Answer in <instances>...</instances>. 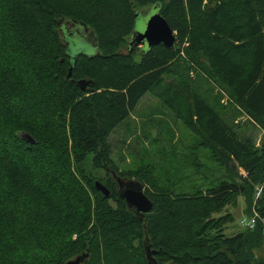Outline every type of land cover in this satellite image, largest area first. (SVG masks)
Listing matches in <instances>:
<instances>
[{
	"label": "trees",
	"instance_id": "obj_1",
	"mask_svg": "<svg viewBox=\"0 0 264 264\" xmlns=\"http://www.w3.org/2000/svg\"><path fill=\"white\" fill-rule=\"evenodd\" d=\"M146 6L172 47L128 48ZM77 25L94 55H68ZM146 95L220 178L176 191L114 162L110 137ZM113 175L142 184L149 213L127 208ZM238 196L264 216V0H0V264H147L146 246L156 264H264L259 221L223 234Z\"/></svg>",
	"mask_w": 264,
	"mask_h": 264
},
{
	"label": "rangeland",
	"instance_id": "obj_2",
	"mask_svg": "<svg viewBox=\"0 0 264 264\" xmlns=\"http://www.w3.org/2000/svg\"><path fill=\"white\" fill-rule=\"evenodd\" d=\"M154 8L155 6L137 8L132 35L144 31L148 19L155 13ZM75 28L80 36L68 39V55H94L96 47L93 39L79 25ZM69 34L71 35L70 31ZM110 141L113 160L120 168L134 170L141 165L152 166L160 183L166 182L176 191H189L192 187L205 189L210 182L223 175L211 159L210 153L199 147L190 132L148 95L144 96L137 109L112 133ZM96 175L101 178L104 173L96 172ZM253 210L254 208L250 209L251 215ZM229 212L233 221L226 225L223 232L225 236H232L243 230L240 221L251 216L245 211L242 196L237 197L236 207H231Z\"/></svg>",
	"mask_w": 264,
	"mask_h": 264
},
{
	"label": "water",
	"instance_id": "obj_3",
	"mask_svg": "<svg viewBox=\"0 0 264 264\" xmlns=\"http://www.w3.org/2000/svg\"><path fill=\"white\" fill-rule=\"evenodd\" d=\"M155 13L150 16L148 19L145 29L142 33L136 35H130L128 39V48L133 49L136 47H143L149 49L158 44H162L166 48L173 46L175 42L174 32L169 27L168 23L159 13L158 8L155 6ZM137 16V15H136ZM83 28V27H82ZM84 33H88L86 28H83ZM26 142H32V139L24 134L21 135ZM118 194L121 199H123L127 205V208L132 211L140 219L147 213L150 212L152 204L148 197L144 193V189L141 183L133 179L124 180L115 175ZM94 186L97 191H99L103 196H108L109 191L101 182L95 181ZM153 251H150L149 248L145 247V257L147 264H156L153 258ZM87 257L86 254L80 255L67 261L65 264H82L84 259Z\"/></svg>",
	"mask_w": 264,
	"mask_h": 264
},
{
	"label": "built area",
	"instance_id": "obj_4",
	"mask_svg": "<svg viewBox=\"0 0 264 264\" xmlns=\"http://www.w3.org/2000/svg\"><path fill=\"white\" fill-rule=\"evenodd\" d=\"M259 221L263 226V235H264V216H260L253 210V215L249 216L247 219L244 218L240 221L243 228L253 229L256 222Z\"/></svg>",
	"mask_w": 264,
	"mask_h": 264
}]
</instances>
